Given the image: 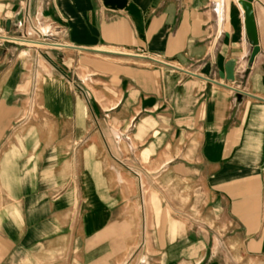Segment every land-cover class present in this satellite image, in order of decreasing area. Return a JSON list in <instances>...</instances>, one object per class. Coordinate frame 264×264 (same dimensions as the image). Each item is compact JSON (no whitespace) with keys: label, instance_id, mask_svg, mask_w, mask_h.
I'll return each instance as SVG.
<instances>
[{"label":"crops","instance_id":"crops-1","mask_svg":"<svg viewBox=\"0 0 264 264\" xmlns=\"http://www.w3.org/2000/svg\"><path fill=\"white\" fill-rule=\"evenodd\" d=\"M253 7L0 0V264H264Z\"/></svg>","mask_w":264,"mask_h":264},{"label":"water","instance_id":"water-1","mask_svg":"<svg viewBox=\"0 0 264 264\" xmlns=\"http://www.w3.org/2000/svg\"><path fill=\"white\" fill-rule=\"evenodd\" d=\"M239 3L242 6L244 13H245L246 33H247L249 42L253 47L251 55H250V63H252L256 55L260 51L258 30H257L256 19H255V14H254V7H253V0H239Z\"/></svg>","mask_w":264,"mask_h":264},{"label":"built area","instance_id":"built-area-1","mask_svg":"<svg viewBox=\"0 0 264 264\" xmlns=\"http://www.w3.org/2000/svg\"><path fill=\"white\" fill-rule=\"evenodd\" d=\"M31 34L34 35V38H25L23 40V42L27 43V44H31V45H41V44H45L42 39V37L44 36V30L42 28H39L38 26H33L31 29ZM51 46H56V44L52 43L49 44Z\"/></svg>","mask_w":264,"mask_h":264}]
</instances>
